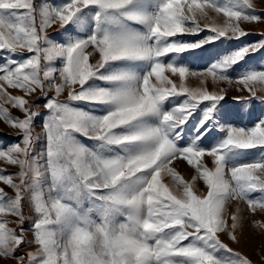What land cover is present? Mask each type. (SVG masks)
I'll list each match as a JSON object with an SVG mask.
<instances>
[{"label":"snow or ice","instance_id":"snow-or-ice-1","mask_svg":"<svg viewBox=\"0 0 264 264\" xmlns=\"http://www.w3.org/2000/svg\"><path fill=\"white\" fill-rule=\"evenodd\" d=\"M257 7L0 0V122L18 137L0 146V264H252L222 236L238 244L264 213V119L228 123L218 85L264 102V65L246 60L264 38L204 69L184 54L247 36Z\"/></svg>","mask_w":264,"mask_h":264},{"label":"rangeland","instance_id":"rangeland-1","mask_svg":"<svg viewBox=\"0 0 264 264\" xmlns=\"http://www.w3.org/2000/svg\"><path fill=\"white\" fill-rule=\"evenodd\" d=\"M41 0H36V3H40ZM57 4L62 3L63 0H55ZM257 4L258 14L264 15V0H254ZM245 30L249 33L247 36L242 37L240 40H221L217 41L214 45L206 46L203 50H195L190 54H184L186 58L187 64L193 69H204L209 63L220 54H223L227 51H230L234 48H238L240 46L250 44L260 40L262 37L261 34H264V20L261 22H256L250 25H242ZM55 31H58V26H53L52 29L49 30V34H53ZM207 34V30L201 33L199 37L196 36H184L180 37L181 39H185L188 41H194L197 38H203L204 35ZM4 56L0 54V62H3ZM247 63L252 66H262L264 65V49L260 52L251 55L246 58ZM237 73L233 72L232 75L235 76ZM191 86H197L198 82L196 80L190 81ZM208 90L212 91L213 87L211 82H208ZM227 87V95L224 101H222V113L223 118L228 123L236 126L248 127L254 125L255 122L264 119V102L260 100H251L250 102H237L233 99L234 96H244L247 97L249 94L247 91H238L237 86L235 84L229 86L225 84L218 85V88ZM257 95H264V93L258 92ZM41 103V107L38 109L42 114L45 113V110L42 106V101H37ZM13 115H20L18 112L14 111ZM42 117L37 118L35 121V127L37 132L42 131L41 127ZM191 123H195L193 120ZM190 126V125H189ZM217 135L216 133L213 134ZM18 140V137L15 135V130L11 129L4 123L0 122V146H7L12 143H15ZM82 142L87 145H91L93 142L90 140H86L81 137ZM211 140V138H209ZM209 141H206L208 143ZM42 143V142H41ZM251 152L255 153L256 150H251ZM5 166L0 163V168H4ZM7 172L12 173L16 172L17 169L8 166L6 169ZM181 171L184 172L185 169L181 166ZM191 172L187 173V176L190 177ZM202 186V185H201ZM6 191H9L6 189ZM9 194L10 191H9ZM258 195V194H254ZM231 211V209H230ZM252 220H262L264 221V213H258L255 216L249 214L248 219L245 220L242 232L239 235V243L235 244L230 242L227 237L222 236V239L230 248L233 249L234 252H239L241 255L249 258L252 261V264H264V232L256 230L252 228L251 223ZM29 226L28 223L25 224L27 228ZM34 249H26V251H31Z\"/></svg>","mask_w":264,"mask_h":264}]
</instances>
